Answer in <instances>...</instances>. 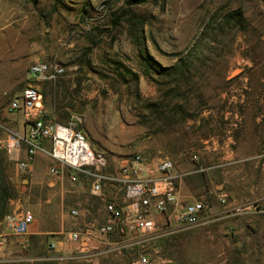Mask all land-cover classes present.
I'll return each mask as SVG.
<instances>
[{"label":"rangeland","instance_id":"rangeland-1","mask_svg":"<svg viewBox=\"0 0 264 264\" xmlns=\"http://www.w3.org/2000/svg\"><path fill=\"white\" fill-rule=\"evenodd\" d=\"M34 61L56 62L63 70L55 79L33 80ZM27 84L40 88L44 116L52 121L70 122L82 105L76 127L114 164L134 152L194 162L203 141H234L242 123L249 144L238 146L250 151L255 119L264 116V0H0V140L23 131V116L8 103ZM37 159L22 175L0 148V188L10 194L6 214L42 209L53 177L51 159L41 152ZM71 207L63 206L65 233L53 235L66 237L62 248L47 237L32 251L25 234H9L0 264L180 258L154 253L157 232L98 236L81 251V242L68 238L71 230H85ZM169 235L164 241L173 247L203 244ZM36 251L43 259L34 260Z\"/></svg>","mask_w":264,"mask_h":264},{"label":"crops","instance_id":"crops-1","mask_svg":"<svg viewBox=\"0 0 264 264\" xmlns=\"http://www.w3.org/2000/svg\"><path fill=\"white\" fill-rule=\"evenodd\" d=\"M255 123L250 136V151L243 150L240 144L238 146V143L249 144L248 141L245 142L249 135L242 123L240 133L234 141L231 137L221 143L213 140L203 141L204 146L198 162H178L176 155H171L175 161L174 172L178 174L177 186L182 201L190 203L201 200L205 202L206 207L193 223L176 222L171 212L154 215L156 228L153 232H157L152 242L156 244L154 253L159 250L179 255L180 258L155 260L151 264H264L263 114L257 115ZM230 142L232 145L236 144V147L229 146ZM24 155L22 149L20 157L23 158ZM39 161L40 159L36 160L35 157L30 170L34 169L33 165H38ZM49 186L48 195L42 200V209L35 210L34 221L29 224L25 233L27 245H30L32 251L38 249L34 245L44 243L47 237H54L51 243H54L57 249L63 247L66 237L53 235L65 233V225L62 223L65 204L78 209L83 228L92 223H103L107 218L103 203L91 193L89 185L83 182L72 184L64 177H53V184ZM96 200H99L100 204L95 203ZM40 217L45 222H42ZM188 229H192L191 233H196L195 237H190V232L185 231ZM166 235L176 237L180 241L201 239L203 244L200 247L195 243H186L188 245L185 249L177 248L165 243ZM97 237L82 236L81 251L96 242ZM231 239L233 243L228 246V240ZM37 252H34L35 261H38V258L43 259Z\"/></svg>","mask_w":264,"mask_h":264},{"label":"built area","instance_id":"built-area-1","mask_svg":"<svg viewBox=\"0 0 264 264\" xmlns=\"http://www.w3.org/2000/svg\"><path fill=\"white\" fill-rule=\"evenodd\" d=\"M58 63L34 61L29 66L30 78L37 81L55 79L62 72ZM41 90L35 84H27L8 103V110L21 113L23 131H8L0 140V148L16 165L19 174H27L38 153L51 159L49 175L64 177L72 184L83 182L104 205L107 214L103 223H92L84 232L71 230L68 238L80 241L82 236H103L112 233H152L156 228L154 215L173 213L179 223H193L206 207L204 201L184 203L177 186L175 164L168 157L148 158L142 152H134L113 159L90 143L85 132L78 129L80 115H73L68 123L52 121L39 107ZM24 149L25 155L20 157ZM192 160L199 161L193 154ZM114 164V165H113ZM70 213L78 215L72 208ZM34 221L29 209L6 214L4 229L0 231V252L7 235H23ZM146 262V260H143Z\"/></svg>","mask_w":264,"mask_h":264},{"label":"trees","instance_id":"trees-1","mask_svg":"<svg viewBox=\"0 0 264 264\" xmlns=\"http://www.w3.org/2000/svg\"><path fill=\"white\" fill-rule=\"evenodd\" d=\"M2 149V148H1ZM3 150V149H2ZM4 151V150H3ZM1 190V193L2 194L1 196V202H0V219L2 217H4L7 213V205H6V200L8 199V197L10 196L9 192H8V189L5 188V187H2L0 188Z\"/></svg>","mask_w":264,"mask_h":264},{"label":"water","instance_id":"water-1","mask_svg":"<svg viewBox=\"0 0 264 264\" xmlns=\"http://www.w3.org/2000/svg\"><path fill=\"white\" fill-rule=\"evenodd\" d=\"M83 106L79 105L78 107L73 109V112H75L76 114H82L83 113Z\"/></svg>","mask_w":264,"mask_h":264},{"label":"bare ground","instance_id":"bare-ground-1","mask_svg":"<svg viewBox=\"0 0 264 264\" xmlns=\"http://www.w3.org/2000/svg\"><path fill=\"white\" fill-rule=\"evenodd\" d=\"M38 105H39L40 108H42V104H41V102H40Z\"/></svg>","mask_w":264,"mask_h":264}]
</instances>
